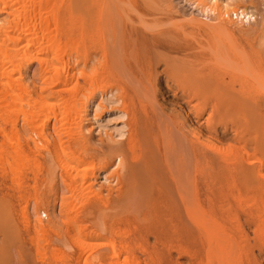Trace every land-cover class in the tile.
Wrapping results in <instances>:
<instances>
[{
    "label": "rangeland",
    "instance_id": "rangeland-1",
    "mask_svg": "<svg viewBox=\"0 0 264 264\" xmlns=\"http://www.w3.org/2000/svg\"><path fill=\"white\" fill-rule=\"evenodd\" d=\"M1 1L3 4L1 3ZM1 1H0V11H1L0 12V26L2 24L3 27H0L2 30L0 32L1 33L0 34V53H1V55H0L1 56L0 57V98L1 99H0V101L3 98V102L0 103V117H2V118H0V264H45V262H46V264H58V263L59 264L60 263L65 264L66 263L65 261H67V264H69V263L70 264H77V262H75V261H77L76 257L81 256V258H83L84 255H86V256H84V258H86V262H88V263H84V264H115V263L116 264L117 263L118 264H136V263L137 264H139V263L140 264H224V263L225 264H264V228L262 225L264 223V216H263L264 215V208H263L264 207V205H263L264 201H262V200H264V196H263L264 195V189H263L264 188V185H263L264 179L262 180L263 181V184H262L263 188H261V186H260L256 191H253V189H249L248 191H245L246 193L241 192L242 193L241 196L239 194V195H236V197L233 199L227 198V201H229L230 203L229 202L227 203V201H225V199H223V200L220 199V200L215 202V207L213 208L212 212H209L208 214L202 213L201 215H203V216H199L201 223L203 225L205 223V225L207 227L206 229H209L210 234H209V232H206L208 235L207 237L203 236V235L199 236V239H201V240H199L200 242H199V249L197 252V257H194L195 256V249L192 248L191 246H189V245L186 246L184 248L185 251H182V254L179 256V255H177V251L174 248L169 247L168 244L164 240H161L157 237V235L159 234L158 232L159 231L161 232V230L163 229V226H162V223H163L162 220L163 219L159 220L160 219L159 217H158L159 219L158 218L156 219V217H155L156 215L158 216L160 214L157 213V214H155V216L154 215L150 216L151 221L154 220L153 222L149 221L150 219L148 217L147 220L149 222L146 223L147 220L142 219L141 217L135 218V219L130 217V219L128 220V219L124 218L122 215L116 214L115 209H112V208L109 209L104 201L110 195L111 196L115 195L114 193L116 190V186L118 184L115 182V185H113L114 188L112 185H110V186L108 185V187H107L106 184H102L100 177H101L103 172H107L106 173L107 177L108 178L112 177L110 179H113V177L114 178L118 177V178L122 179L126 176L127 173H125V171L127 172V169L125 167L123 169V171H124L123 172L119 168V166L113 165L115 162L116 156L114 153H110V151L107 150L106 145L108 144V142H107L108 137L103 135V134H102L103 136L100 134H96V133H94V131H92L93 126L90 124V121L88 120L89 117L86 114L87 112L85 113L86 110L90 109V108L88 109V106L91 104V101L93 99H95V96H91V95L92 94L95 95L96 92L99 93L101 88H103L105 86L108 87L107 85L109 84L107 79L102 78L101 80L98 81L99 78H97V77L101 78L102 74H100V73L103 72V67H104L103 66L104 60L101 56L102 51L100 50L101 46H100L99 41L95 40V43H94L91 40L89 41L88 38L86 37V30H87L86 27H88L87 25H89V24L82 23V21L79 20V18L81 19L82 18L81 16L84 15L83 11L81 9L78 10L79 6L78 7L74 6L71 8L69 7V1L75 2V0H34V1L33 0H26V1L23 0V3H22V0H19V1L18 0H1ZM4 1H6L5 2L6 5L4 4ZM51 1H53V2H51ZM79 1H81V0H79ZM106 1H109V0H106ZM133 1H134V3H133ZM17 2H19V3H17ZM30 2H32V3L34 2L35 5H33L34 3L32 4ZM110 2L115 3V0H112V1L110 0ZM121 3L122 4L125 3L124 4L125 6L123 5L124 8L122 7L123 9H125L127 7L126 4L128 3L129 8H130L129 10H131V9L135 10V11L129 12L128 9H125V10H127L128 14H129L128 15V14L124 13L125 16H123L127 25L131 26V25H133V23H135L133 25L134 27L137 26L136 28H139V29H141L139 26H141L142 29L144 27L145 31H147L149 27L154 28V29L156 28L154 30L155 32H157L161 29L168 30V28H169V31H167L168 33L166 34L167 36L162 37L165 40V42H167L168 40H169V42H172L174 40V42H175V44H177V46L180 45V46L186 47V48L192 47V50H194L195 52H199V50H200L199 48L202 49V47H203V49H202L203 53L209 52L207 50H208V48L209 49L211 48L212 44H210V43L216 39L212 35H214V33L217 34L220 31V30L218 31L216 28V30L212 32V29L215 28V27H213V26H215V25H213V23L216 24V27H218L219 24H222L221 22H218L216 20H219V21L224 20L225 21L224 17L225 18L228 17L227 19L229 20L230 25L234 24V26H240L238 28H236L234 26L233 27L236 28L237 30H240V28L241 29L243 28V31H248L249 36H251L252 38L257 37V35L259 34V33H257V31L262 32L261 22L264 24V0H242L241 3L236 2L237 5L236 4L235 5L237 7L234 5L233 8L231 9V11H229L230 9H228L226 11H222V10L221 11L219 10V12L216 11V15H215L216 17H214V15L207 13L205 8L203 9V6H204L203 2L200 3V2H196L195 0H131V1L130 0H126V1L121 0L120 4ZM122 4H121V6H122ZM45 5H46V7H45ZM133 5L135 6V8ZM22 6H24V7H22ZM130 6H132V7H130ZM201 7H202V9H201ZM234 7H236L237 9H238V7H240L238 10L241 9V10L246 11V13L249 16H252V18H254L255 20H252V18H250L248 22H250V20H251V22H250V24H247L248 22L245 19L243 20L240 17H237V19H236L235 15L233 14V11H238V10ZM243 7H244V9H243ZM27 8L29 9V11ZM97 8H98V6H96V9ZM30 9L34 10V11L31 12ZM22 10L25 11V13H23ZM21 11H22L24 16H22ZM14 12L16 14H14ZM223 12L224 13L229 12V13L224 14ZM33 13L36 16V17L34 16L35 22L37 20L36 23L32 22L33 21L32 19H34L32 17ZM18 14H19V18H18L19 21H21V23L26 22V23H24L25 26H23L21 24L23 27L22 26L20 27V25H15L13 23H12L13 26L11 25V22L14 21L11 18L15 19V17H18ZM28 14H30V16H28ZM231 14H232V16H230ZM11 15H12V17H11ZM15 15H17V16H15ZM220 15H222L224 17H222ZM94 16H96V15H94ZM97 16H96V20H93V22L91 23V24H93L92 26H94L96 28L99 25L98 24L99 19ZM24 17H25V20L23 19ZM75 18H78V20H79L78 22L80 24H78V22H76L77 19H75ZM29 19H31L30 22H29ZM227 19H226V21H228ZM231 19H233V21ZM238 19L242 20V21L239 22ZM10 20H12V21H10ZM129 20L132 22V24H131V22L129 24ZM170 20H171V23H170ZM236 20L238 21L237 22L238 25L235 24L236 22L234 23V21H236ZM7 21H10V22L8 23ZM43 22L46 24H44ZM137 22H139V23L142 22V24L144 26L138 24ZM210 22H212V23H210ZM30 23H32V25H30ZM33 23L35 24V26ZM37 23H39V24H37ZM145 23H147L148 27H147V25H145ZM160 23H161V26L159 25ZM241 23L243 24V26ZM8 24H9V26H8ZM174 24H176V25H174ZM206 24L208 26H206ZM36 25H37V29L38 30L40 29L39 31L35 28ZM45 25H46V28H45ZM203 25H205V26H203ZM258 25H261V26H259L260 28L258 27ZM5 26H7V27L4 28ZM18 26H19V29H18ZM76 27H77L78 31L75 30ZM79 27L82 28L81 30H83V31H80ZM203 27H205V29H203ZM206 27L208 28L207 31H206ZM219 27H221V26H219ZM22 28H23V31H22ZM33 28L36 29L37 32H35L36 30H33ZM170 28L172 29V32L170 31L171 30ZM197 28L199 30H197ZM210 28H211V30H210ZM245 28L246 29L248 28V29L246 30ZM253 28H257V31H255V29H254V32L250 31ZM10 29H12V30H10ZM13 29L17 30L18 34H20V35L13 37V35L10 33V32L15 31ZM72 29H74L76 31V33H73L75 31ZM173 30H175V31H173ZM200 30L201 31L203 30L205 32V34L203 31H202L203 32L202 33ZM208 30H209V32L210 31L211 32L209 33ZM7 31L11 35L10 34L8 35V33H6ZM176 31H179L178 34H176V33H175L176 35L173 34V32H176ZM17 32H14L13 34L15 35V33L17 34ZM21 32H24V33L27 32L26 36L27 37L29 36V38L31 39V41L33 43V46L31 45L32 43H30L31 47L28 45L29 42L27 43V41L29 39L27 37L24 38L23 36L25 34L24 33L22 34ZM38 32H40V33H38ZM43 32H45V33L43 34ZM206 32H207L208 36H209V34L213 33V34H211V36L214 39H212L211 36L208 37L206 35ZM263 32H264V30H263ZM37 33H38V35H37ZM186 33H188V34H186ZM197 33H198V35H195ZM252 33H254V35H256V36H254ZM6 34H7V36H6ZM21 34H22V36H21ZM170 34H171V37L174 36V39L172 38L173 39L172 41H170L171 40ZM202 34L207 36V37L203 36ZM41 35H43V36H41ZM38 36L40 37L42 43H41L40 39H37V38H39ZM79 36H81V39H82L81 41L83 43L79 40L80 39ZM262 36H264V33L262 34ZM22 37L24 39H26L25 41L27 44L25 43V41L23 40ZM76 37H77V40L75 39ZM210 37H211V39L208 40ZM180 38H182L184 40H182ZM200 38H202L204 40L201 41L202 39H200ZM166 39H167V41H166ZM2 40H3V42H1ZM14 40H16L15 43H14ZM49 40H51V41H49ZM74 40L77 41V43H78L77 45L75 42L74 43H75L76 47H78V48H76L75 45L73 44ZM186 40H188L190 42L192 41V43H194V42L195 43L192 44L189 42L190 45H188V41L186 42ZM174 42H172V43H174ZM203 42H205V43L203 44ZM217 42L218 41H216L215 43H217ZM2 43H3V46H1ZM196 43H198V46L199 45H201V46H199V47L196 46L197 45ZM259 43L260 44L262 43L263 46H261L260 49H257V48L256 49L261 50L262 47H263L262 49H264V41H259ZM5 44H10V45H5ZM209 44H210V47H208ZM23 45H25L26 48L29 46L28 50L25 47H23ZM26 45H28V46H26ZM74 47H75V50L77 49L76 51L74 50ZM83 47H84V49H83ZM196 47H198V48H196ZM256 47H258V46H256ZM14 49H15V52H14L15 55L13 53ZM17 49H18V51H20V53H18L16 51ZM22 49H23V51H22ZM49 50L50 51L52 50L53 53L54 52L57 54L59 53L60 56L57 55V58H55L56 54L55 55H53V53L51 54V52H49ZM96 50H98V51H96ZM46 51H48V52L46 53ZM157 51L161 52L160 55ZM151 52H154L153 54L151 53V57H152L153 65L155 63V65H154L155 71L153 70L154 71V75H153L154 82H153V86L150 88L152 94L149 97V101H151V103L154 105V107H156V106L160 107L159 105L162 104L161 106L164 108H162V107L161 108L164 111L174 113L175 115H177L180 112V110L181 111L183 110V112H184V110L187 111V107H185L186 104L184 102H182L183 100L181 99V95H179L178 93H175L173 91L172 83H166L164 76L161 73V71L163 70V66H160V67L157 66L158 64L161 63V62H159L160 61L159 57L163 58V57H166L168 55V57H171V58L173 56H174V58L175 57L179 58L180 56L182 58V55H180V54H167L166 52L162 51L161 49H154V50H151ZM10 53L12 55H9ZM2 54L3 55L7 54V56L4 55L5 59L7 57H10V58H8V61L4 60V61H6V63L8 62V65L6 67H5L6 64L4 62H3V65L5 64L4 66H2V64H1L2 60L4 59V56ZM16 54H17V56H21L20 54H22V56L16 58L17 57ZM74 54L76 56H72ZM96 54H97V56L100 54L98 58H99V60L102 59L101 62H103L102 63L103 65L100 62H98L99 60L98 61L95 60L94 64L92 63L89 66V67H91V66L93 67V69H89L92 71L90 73V71L88 69L86 70V67L84 68V65L86 66L87 64H89V62L92 60V56L93 55L96 56ZM263 54H264V51H263ZM50 55L52 57L54 56L52 59L57 60V63L60 62L62 66H60V63L57 64V66H55L54 63H56V61L54 60L55 62L53 61L54 63L52 64V62H51V64H50V65H52V67H51L49 65L50 60H51ZM152 55H154V56L157 55L156 57L158 59H156V57L153 58ZM13 56L15 58H13V61H12ZM58 56H59V58H58ZM19 58H21L22 60ZM71 58L78 60L79 62H77L73 59L71 60ZM262 58L264 59V57H262ZM14 59H16L18 63L14 62ZM43 59L45 60L46 64H45V62L43 63V61H42ZM58 59H59V61H58ZM60 59H61V61H60ZM83 59H85V61H83ZM86 59H88V60H86ZM48 60H49V63H48ZM10 61H11V67H9ZM74 61L79 63L78 66H80L81 69L78 67V69H80L78 71H81V72L83 71L82 74L85 72L84 70L87 71L86 74L84 73L86 76H88L87 79L83 80L86 77V76H84V74L82 75L83 78L81 76L78 77V75H81L80 72H78V74L76 76H74V75L71 76V73L74 74L73 71L71 72V70H73V69H70V68H73L72 64L74 63ZM154 61H156V62H154ZM157 61L159 62L158 64H156ZM64 62H65V64H64ZM13 63L15 64V66L13 65ZM47 63H48V65H47ZM262 63H264V60L262 61ZM98 64H100L101 67H99L100 65L97 66ZM44 65H45V68H43ZM46 65L50 66V67H47ZM70 65H72V66H70ZM81 65H83V66H81ZM160 65H162V64H160ZM41 66H43L42 69H41ZM82 67L84 69H82ZM161 67H162V69H161ZM50 68H51V72H50ZM53 68L55 69V72H54ZM1 69H2V71H1ZM44 69H46L47 73H44V72H46ZM56 69H59V71L57 72ZM100 69H102V72ZM3 70H4L5 74L3 73ZM9 70L10 71L12 70V71L9 72ZM13 70H15L14 71L15 73L13 72ZM38 70L39 71L43 70V72L42 71L39 72ZM157 70H159V71L157 72ZM18 72H19V74H18ZM56 72L59 73V75H60V73H63L60 75V76H62V75L64 76V77L62 76L63 79L61 77H59L58 75H57L58 76L57 77L55 75ZM67 73L72 78L67 76ZM87 73H89V74H87ZM43 74L45 77L43 76ZM47 74H50V75H47ZM51 75H53V76L55 75L54 77H56L57 79ZM90 75H91V77H90ZM40 76H42L44 78H42ZM49 76H51V77L49 78ZM157 76H158V78H157ZM8 77H9V79H8ZM59 78L62 81L65 80V78L66 79L68 78L69 80L67 79L68 81L65 80L62 82L59 80ZM76 78H77V81L75 82ZM78 78H80V79H78ZM50 79L52 81L54 79H56V80L54 82H52ZM19 80L23 85H21V83L18 82ZM86 80L89 82H84ZM158 80H160V81H158ZM57 81L60 82L58 85H61V82H62L63 86L61 85V87H59L57 85V83H55ZM66 81L68 83H66ZM72 81H74V82H72ZM82 82H84V83H82ZM155 82H157V83H155ZM158 82H160V83H158ZM11 83H13L19 87H17V89H16V86H14ZM25 83L27 86L24 85ZM49 83L51 85H53L52 83H54L55 85L51 86V85H49ZM72 83L73 84L75 83V86H73ZM91 83H92V85H91ZM163 83H164V85H163ZM168 84L171 86L168 87ZM8 85H10L11 87ZM48 85H49V87H47ZM79 85H81L83 87H81ZM85 85H89V86H85ZM21 86L27 87V89L20 90L19 88ZM42 86H44V87H42ZM56 86H58L59 89L60 88H63V89L59 90L58 88H56ZM67 86H69V87H67ZM91 86H95L94 87L95 89L92 88ZM101 86H103V87H101ZM40 87H41V91L43 88L44 89L43 91H45V93L40 91ZM53 87H54V90H52V91L54 93L53 92L50 93L48 89H52ZM85 87H87V89L90 92H87L88 91L87 89H86L87 91H85ZM153 87H154L155 91H153ZM164 87L167 90L164 89ZM13 88H15L16 90H14ZM69 88H71L72 91L77 89L80 92H78L77 90L72 92ZM91 88L93 89L95 94H94V92L91 91ZM46 89H47V91H46ZM64 89H67L68 91H65ZM103 89H105V88H103ZM163 89H164V91H163ZM6 90H8V91H6ZM157 90H158V93H157ZM160 90L162 92H164V94L162 92H160ZM22 91H24L25 93ZM62 91H64V92H62ZM10 92H12V93H10ZM35 92H36V96L34 95ZM66 92H68V93H66ZM69 92L70 93L72 92V93L70 94ZM153 92H156L157 94L156 93H154V94H156L158 96L154 95ZM169 92H170V94H169ZM42 93H44V94L42 95ZM11 94L16 95V99L21 98L20 101L22 100V103L19 100L14 99L15 96H14V98H13V96L11 97ZM86 94H89L90 97L88 95L87 96H88V99L90 98L89 99L90 102L87 100V98H85ZM19 95H20V98L17 97ZM57 95H59V97ZM74 95H75V97H74ZM152 95L154 96L153 99H152V97H153ZM170 95H172V97ZM23 96H27V97H23ZM50 96H51V98H49ZM54 96H55V98H54ZM56 96H57V99H56ZM61 96L63 97V100H62ZM118 96L119 95L117 94V97ZM30 97L33 98V100ZM41 97H42V99H41ZM44 97H46L45 98L46 100L44 99ZM92 97H94V98H92ZM27 98H28V100H27ZM76 98L79 102L76 100ZM79 98H81V99L79 100ZM35 99H36V101L37 100H39V101L41 100V101L40 102L37 101L35 104H32V102H30V101L35 102ZM43 99H44V101H48L49 104H52L50 106L48 104V106H49L48 109L45 108L47 106L44 105L45 106L44 107L43 105H41V104H43V102H42ZM173 99H176V100H173ZM50 100H52V101L50 102ZM73 100L77 101L78 103L76 102V105H75V101H73ZM83 101H85V102H83ZM158 101H159V104H158ZM180 101L182 104L183 103L184 104L181 105V103H179ZM38 102L41 104H39ZM73 102H74V104H73ZM30 103L32 104L31 106L29 105ZM68 103H70V104H68ZM45 104H47V103H45ZM59 104H61V105H59ZM28 105L30 107H28ZM117 105H115L113 107L112 106L109 107L108 105H105L106 106V107H104L105 109L102 108L95 113L98 117H101L104 122L108 121V125L110 128L112 126L120 124L122 122V120H120L117 116H115L114 110L117 108L120 109V104H117ZM38 106H40V107H38ZM179 106H181V107H179ZM17 107L19 108L20 112H24V110L26 111L25 113H26L27 118H26L24 113H22V114L19 113V110ZM20 107L22 108V110ZM50 107H52V108H50ZM114 107H115V109H114ZM29 108L31 110H29ZM166 108H167V110H166ZM15 109L18 110V112ZM41 109H43L44 111L46 110L45 112L48 111L47 115H44L45 113L43 114L42 113L43 111L41 112ZM61 109H62V111H61ZM71 109H73V110H71ZM77 109H78V111H77ZM168 109H170V110H168ZM53 110L54 111L56 110V112H54ZM107 110H109V112ZM27 111L35 112V115L33 112L31 114L30 113L29 114L33 115V116H40L41 118L33 117V118H35V119H33L30 117V115L28 114ZM36 111H39V112H36ZM176 111H177V113H176ZM51 112H52V115L54 113V116L51 115ZM61 112L66 114L68 117L66 115H63L62 117H61V115L59 116V114H62ZM107 112L110 114H108ZM37 113H39V114L37 115ZM48 113H50V115H51L50 117L48 116ZM74 113H75V115H74ZM13 114H14V116H13ZM15 114H16V116H15ZM80 115H82V116H80ZM10 117H11V121H10ZM12 117H15V121H13ZM16 117H17V119H16ZM22 117H24L25 119L22 120ZM57 117L59 118V120L56 119ZM64 117L66 118L65 120H64ZM108 117H109V120L107 119ZM115 117H116V119H115ZM205 118H207L206 114L204 115V118L202 120H204ZM54 119H56L57 121ZM60 120L63 122H61ZM29 121H31V122H29ZM10 122L12 124H10ZM53 122H55V123L57 122V124H54ZM74 123L76 125H74ZM202 123H204V121H202ZM200 124H201V122H200ZM194 125L195 124H193V126ZM262 125H264V120L262 123L261 122L258 123L260 133L263 130L261 133V135L263 136L264 135V129H263ZM76 127H78V128H76ZM195 127H197V125H195ZM55 130L58 131L59 133L58 132L56 133ZM200 130L202 131V134L205 133L204 135L200 134L201 139L207 141L208 138H207V140L205 138H206V135L208 137V133L203 129H200ZM107 133L110 134V131H107ZM80 134L83 136V140H84L83 142L79 141L80 140V137H79ZM202 136H204V137H202ZM220 136H221V134H220ZM77 138H79V140ZM222 138H223V139H221L222 142H220V141L214 142L215 140L212 142L215 146H221L220 148L215 147L217 152L222 153L223 155L221 154V156H226V154L228 156V154H229V157H231V156L233 157V155L236 157L235 151L237 149L233 145L234 141L231 138H229V136L226 138L225 137H222ZM263 139H264V137H263ZM225 140H228L229 143L231 142L232 146H234L233 148H235L236 150L232 149L231 145H229L228 141H225ZM262 142H264V140ZM225 144L226 145L228 144L230 147L228 145L225 147ZM234 144L237 145V143H234ZM237 148H238L237 153H239L240 149H239V147H237ZM222 149L224 150V152L226 151L225 154L223 153ZM227 150L231 151V152L228 153ZM260 151H258V154H257V151L256 150L254 151V149L252 151V148H251L250 151H249V149H247V152H248L247 154L248 155L252 154V156H253V157L251 155H250V157L248 156L250 159V160L248 159L250 163H253L254 160L258 159V161H255V163H253L255 166H258L256 168L259 169V165H261V163H262L260 168L262 169V173L264 175V153L262 154L263 151L262 150H260ZM232 152L234 154H232ZM230 154H232V155H230ZM18 156H20V157H18ZM251 157L254 159H252ZM62 159H64V160H62ZM259 159H261V162ZM251 160H253V161H251ZM61 162H63V163H61ZM64 162H67V163H65V165H64ZM257 163H258V165H257ZM124 166H126V165L124 164ZM122 172L125 174H123ZM78 174H80V176ZM73 181H75V182H73ZM225 186H227V187H225ZM230 186L231 185H229V186L223 185L222 191L225 190L226 193L225 192H222V193H225L226 195L229 194V189H231ZM110 187H111V189H110ZM228 187H230V188L228 189ZM112 188H113L114 192H112ZM109 190H110V192H109ZM226 190L228 191V193ZM235 193L238 194L237 192H235ZM94 194H96L97 196ZM97 197L98 198L101 197V198H99V202H98ZM262 197H263V199H262ZM247 198H248V200H247ZM100 201L103 204L100 203ZM96 202H98V203H96ZM104 204H105V206H104ZM203 205H202L203 209L206 210L207 209L206 204H203ZM224 205L226 206L227 210H228V206L231 207L230 213L226 214V212L223 211ZM96 208H97V210H96ZM87 209H88V211H87ZM258 209L259 210L262 209V211L261 210L259 211ZM93 210H96V211H93ZM224 210H225V208H224ZM90 211H92L91 212L92 215L90 214ZM86 212H88L90 215ZM259 212H261V214ZM42 213L46 215L45 218L42 217ZM228 214L230 215V217L226 218V215H228ZM260 215H262V216H260ZM223 217H224V219H223ZM37 221H38V223H37ZM155 221H156V223H158V227H157V224L155 223ZM161 221H162V223H161ZM222 222H224V224H226V225H224ZM219 223H222V224H219ZM159 224H161L160 227H159ZM259 224H260V226L261 225L262 226L260 227ZM222 225H223V227H222ZM234 225H235V228H234ZM42 227H43L45 233L43 232V230H41ZM261 228H262V230H261ZM238 229H240V230H238ZM38 230H40V231L38 232ZM204 230H202V232ZM39 234H40V236H38ZM42 234L44 235V238H43ZM209 236H210V240H209L210 243L208 244L206 242V239ZM228 236H229V238H228ZM230 236H232L233 239ZM41 237H42V239H41ZM218 238H221L222 241L220 239H219L220 240L219 241ZM125 241L127 244L125 243ZM129 241H130V243H128ZM212 241H214L215 243ZM132 242H134V244ZM204 242H206V243L204 244ZM43 243H44V245H43ZM208 245H210V247H208ZM111 247L112 248L114 247L113 250L111 249ZM38 248H40V250ZM131 248H133V249H131ZM215 249H216V251H214ZM220 250H221V252H220ZM63 253L65 256H67L66 257L67 260H65V261H63L64 260L63 258H65ZM224 253H225V255H224ZM66 254H68V255H66ZM133 254H134V256H133ZM236 254H237V256H236ZM61 255H63V256H61ZM39 256L41 258H39ZM101 256H103V257H101ZM205 256H206V258H205ZM70 257L72 258L71 260H70ZM55 258L57 260H55ZM101 258H103V259H101ZM130 258H131V261H129ZM157 259H159V260H157ZM169 259H172L173 262L168 261ZM125 260L128 261L129 263L125 262ZM175 260H176V262H175ZM47 262H49V263H47ZM130 262H132V263H130Z\"/></svg>",
    "mask_w": 264,
    "mask_h": 264
},
{
    "label": "bare ground",
    "instance_id": "bare-ground-1",
    "mask_svg": "<svg viewBox=\"0 0 264 264\" xmlns=\"http://www.w3.org/2000/svg\"><path fill=\"white\" fill-rule=\"evenodd\" d=\"M120 1L121 0H117V1L115 0V3L110 2V0L109 1H106V0H81V1L75 0V2L69 1V7L70 8L74 7V6L75 7L79 6L78 10L81 9L83 11L84 15H82L81 16L82 18L81 19L79 18V20H81L82 23L89 24V25L86 24L88 26V27H86L87 28L86 37L88 38L89 41L91 40L94 43H95V40L99 41L100 46H101L100 47L101 49L100 48L99 49L102 51L101 56L104 60L103 61L104 65H103L102 64L103 62H101L102 59L99 60V58H98L100 54L98 56L96 54V56H94V55L92 56V60L89 62V64H87L86 66L83 63L82 64L84 65V68L86 67V70L87 69L89 70V69H93L92 66L91 67H89V66L92 63L94 64L95 60L96 61L99 60L98 62H100L104 67H103V72H102V69H100L102 72L100 74H102V75H101V78L97 77V78H99L98 81L101 80L102 78H104V79H107V81L109 83L107 85L108 87L101 86L105 89L101 88L99 93L96 92V94L92 89L96 85L91 86L92 87L91 91L94 92V94H95V95H93L91 93L92 94L91 96H95V99H93L91 101V104L89 106L87 105L88 109L90 108L89 110L85 111V113L87 112L86 114L89 117V119L88 118L87 119L90 121V124L93 126L92 131H94V133L100 134V135L103 134V135L108 137V139L106 138L108 140L107 141L108 144L106 145L107 150H109L110 153H114L116 156L115 162L113 165L119 166V168L122 171L125 167L127 169V172L125 171V173H127V174L122 179L118 178V177H115V178L113 177V179H110L112 177L108 178L107 174H106L107 172L102 173V175L100 177L102 184H106L107 187H108V185L109 186L115 185V182L118 184L116 186V190L114 193L115 195L114 196L110 195L109 197H107L106 200L104 199L105 200L104 202L106 203V205L109 209H111V208L115 209L116 214H118V215L120 214L128 220L130 219V217H132L134 219L141 217L142 219L147 220L148 217L150 219V216H152V215L155 216V214H157V213L160 214L158 216L156 215L155 217H156V219L159 217L160 218V219L158 218L159 220L163 219L162 220L163 223L161 221L163 229L162 230L160 229L161 232L160 231L158 232L159 234L157 235V237L161 240H164L168 244L169 247L174 248L177 251V255L180 256L182 254V251H185L184 248L189 245L195 249V256L194 257H197V252L199 249V242H200L199 240H201V239H199V236L203 235V236L207 237L208 235L206 232H209V229H206L207 227H206L205 223H204V225L201 223L199 216H203V215H201L202 213L208 214L209 212H212L213 208L215 207V202L220 200V199L221 200L225 199V201H227V198L233 199L236 197V195H239V194L241 196L242 195L241 192L246 193L245 191H248L249 189H253V191H256L260 186H261V188H263L262 187V184H263L262 180L264 179V175L262 173V169L260 168L262 163H261V165H259V169L256 168L258 166H255L253 164V163H255V161H258V159L255 158L256 160H254L253 163H250L249 157H250V155L252 156V154L248 155L247 149H249V151H250V149L252 148V151H253V149H254V151L256 150L257 154H258V151H260V150L263 151L262 154L264 153V144H263L264 142H262L264 140L263 139L264 135L263 136L261 135L263 130L261 129L262 131L260 133L259 126H258V123H260V122L262 123L264 120V63H262V61L264 60L262 58V57H264V54H263L264 49H262L263 48L262 47L261 50H257V49H260L261 46H263V44L261 43L262 44L261 45L259 43V41H264V36H262V34L264 33L263 32L264 24L261 22L262 26L258 25V27L261 26L262 32L257 31L258 27L250 30V31L254 32V29H255V31H257V33H259L257 35V37L252 38L251 36H249L248 31H243V28L242 29L240 28V30H237L236 28H238L240 26H234V24L230 25L229 24L230 22L227 19L228 17L225 18L224 16L220 15V16L224 17L225 21L224 20H221V21L216 20V21L222 23V24H219V26H221V27H219V26L216 27V24L213 23V25H215L213 27H215V28L212 29V32L215 31L216 28L218 31L219 30L220 31L217 34L214 33V35H212L216 39L210 43L212 45H211V48L210 49L208 48V50H207L209 52L203 53V51H202L203 47H202V49L199 48L201 51L199 50V52H195L194 50H192V47L186 48V47H182L180 45L177 46V44H175V42L173 40L174 36L171 37V34H170L171 38L170 37L169 38L171 39L170 41L173 40L172 42H174V43L169 42V40L167 41V39H166L167 42H165V40L162 37L167 36L166 34L168 33L167 31H169V28H168V30L161 29V30L155 32L154 30L156 28L154 29V28L149 27L148 30L145 31L144 27H143V29L141 26H139L141 29L136 28L137 26L134 27L133 25L135 23H133V25H131V26L127 25L125 20H124V17H123V16H125L124 13L128 14L127 10H125V9H128L129 12L135 11V10H133V9L129 10L130 8H129L128 3L126 4V6L128 8L126 7L125 9H123L125 6L124 5L125 3L124 4L121 3L122 4V6H121ZM195 1L200 2V3L203 2L204 3L203 9L205 8L207 13L214 15V17H216L215 16L216 11L217 12H219V10L220 11L221 10L226 11L228 9H230L229 11H231V9L236 4V2L241 3L242 0H195ZM5 2L6 1H4V4H5ZM51 2H53V1H51ZM1 3H2V1H1ZM17 3H19V2H17ZM22 3H23V0H22ZM30 3H32V2H30ZM133 3H134V1H133ZM33 5H35V3ZM96 6H98L97 9H96ZM22 7H24V6H22ZM45 7H46V5H45ZM130 7H132V6H130ZM236 7H234V8H236ZM134 8H135V6H134ZM239 8L240 7H238V9ZM201 9H202V7H201ZM243 9H244V7H243ZM22 11H21V13H22ZM28 11H29V9H28ZM30 11L32 12L34 10L30 9ZM23 13H25V11H23ZM23 13H22V16H24ZM34 13L32 14L33 16L31 15L34 19H32V18L31 19L33 20L32 22L36 23L37 20L35 22L36 16L34 15ZM228 13H224V14H228ZM14 14H16V13L14 12ZM233 14L235 15L236 19H237V17H240L243 20L244 19L247 20V22L249 21L250 18H252V16H249L246 13V11L241 10V9L238 11H233ZM94 15H96V16L98 15L97 17L99 19V21H98L99 25L97 26V28L92 26L93 24H91L93 22V20H96V16H94ZM15 16H17V15H15ZM28 16H30V14H28ZM230 16H232V14ZM11 17H12V15H11ZM18 18H19V14H18V17H15V19L11 18L12 20H14L13 22H11V25L12 26H13V24L20 25V27L22 25L25 26L24 23H26V22L21 23V21H19ZM23 19L25 20V17ZM31 19H29V22L31 21ZM75 19H77L76 22L79 21L78 18H75ZM226 19L228 21H226ZM12 20H10V21H12ZM231 20L233 21V19H231ZM252 20H255V19L252 18ZM10 21H7V22L9 23ZM238 21L240 22L242 20L238 19ZM238 21L236 20V21H234V23L236 22L235 24L238 25L237 24ZM130 22L131 21L129 20V24H130ZM250 22H251V20H250ZM250 22H248L247 24H250ZM137 23L144 26L142 24V22H140V23L137 22ZM170 23H171V20H170ZM210 23H212V22H210ZM37 24H39V23H37ZM44 24H46V23H44ZM78 24H80V23L78 22ZM131 24H132V22H131ZM243 24H242V26H243ZM30 25H32V23H30ZM145 25H147V23H145ZM159 25L161 26V23ZM174 25H176V24H174ZM8 26H9V24H8ZM34 26H35V24H34ZM203 26H205V25H203ZM206 26H208V25L206 24ZM233 26L236 28H234ZM0 27H3L2 24ZM6 27L7 26H5L4 28H6ZM147 27H148V25H147ZM35 28L37 29V25ZM45 28H46V25H45ZM211 28H210V30H211ZM18 29H19V26H18ZM36 29L33 28V30H36ZM79 29H80V31H83V30H81L82 28L79 27ZM203 29H205V27H203ZM207 29L208 28L206 27V31H207ZM10 30H12V29H10ZM13 30H15V29H13ZM17 30L10 32L13 35V37L20 35V34H18ZM37 30L35 32H37ZM72 30H74V29H72ZM75 30L78 31L77 27L75 28ZM197 30H199V29L197 28ZM1 31L2 30L0 28V32ZM22 31H23V28H22ZM170 31L172 32V29ZM173 31H175V30H173ZM14 32H17V34L15 33V35H14L13 34ZM178 32L179 31L173 32V34H175V33L178 34ZM208 32H209V30H208ZM6 33H8V35L10 34L8 31ZM21 33L23 34L24 32H21ZM26 33H24L25 34L23 36L24 38L27 37ZM38 33H40V32H38ZM38 33H37V35H38ZM44 33L45 32H43V34ZM73 33H76V31ZM22 34H21V36H22ZM186 34H188V33H186ZM204 34H205V32H204ZM211 34H213V33H211ZM211 34H209V36H211ZM252 34L254 35V33H252ZM195 35H198V33ZM206 35L208 36L207 32H206ZM6 36H7V34H6ZM41 36H43V35H41ZM203 36H205V35H203ZM207 36H205V37H207ZM254 36H256V35H254ZM77 37L75 38L76 40H77ZM211 37L208 40H210ZM213 37H212V39H214ZM24 38H23V40L25 41L26 39H24ZM27 38L29 39L27 41V43L29 42L28 45L30 46V43H32V41L29 38V36ZM79 38H80L79 40L81 41L82 40L81 36H79ZM37 39H40V37ZM180 39H182V38H180ZM200 39H202V38H200ZM182 40H184V39H182ZM203 40L204 39H202L201 41H203ZM40 41H41V39H40ZM49 41H51V40H49ZM187 41L188 40H186V42ZM216 41H218V42L215 43ZM1 42H3V40ZM15 42H16V40H14V43ZM74 42L76 43V45L78 44L77 41L74 40L73 41L74 45H75ZM189 42L190 41H188V45H190V43H192V41L190 43ZM25 43H26V41H25ZM41 43H42V41H41ZM194 43H192V44H194ZM198 43H196L197 45L196 44L195 45L198 46ZM204 43L205 42H203V44ZM210 44L208 45V47H210ZM5 45H10V44H5ZM28 45H26V46H28ZM31 45L33 46V43ZM76 45H75V47H76ZM1 46H3V43ZM29 46L26 48L25 45H23V47H25L27 50H28ZM199 46H201V45H199ZM256 46H258V47H256ZM75 47H74V50H75ZM198 47H196V48H198ZM76 48H78V47H76ZM83 49H84V47H83ZM154 49H161L162 51L166 52L167 54H180V55H182V58H181V56L179 58H176V57L174 58V56L171 58V57H168V55L166 57H163V58H160L158 56L159 60H160L159 62H161L160 64H162V65L158 64L159 63L158 61L156 64H158L157 66H159V67L163 66V70L161 71V73L164 76L166 83H172L173 91L175 93H178L179 95H181V99L183 100L182 102H184L187 105V106L185 105V107H187V111L184 110V112H183V110L181 111L179 109L180 112L177 115H175L174 113L164 111L162 109L164 107L161 106L162 105L161 103H160L161 105H159L160 107H158V106L154 107V105L151 103V101H149V97L152 94L150 88L153 86V82H154L153 75H154V71H155L154 70L155 63L153 65V61H152V57H151V53L152 54L154 53V52H151V50H154ZM16 51L18 53H20V51H18V49ZM22 51H23V49H22ZM96 51H98V50H96ZM14 52H15V49H14L13 53ZM47 52L48 51H46V53ZM49 52H51V54L53 53L52 50L51 51L49 50ZM158 53L160 55L161 52H158ZM0 55H1V53H0ZM4 55L7 56V54H4ZM9 55H12V54L10 53ZM14 55H15V53H14ZM20 55L22 56V54H20ZM53 55H55L56 56L55 58H57V55H59V53L57 54L54 52ZM5 56H4L3 60L1 59L2 60L1 64H2V66H4L6 64L5 65V67H6L8 65V62L6 63V61H4V60L8 61V58H10V57H7L5 59ZM16 56H17V54H16ZM21 56H17L16 58L21 57ZM59 56H58V58H59ZM72 56H76V55L74 54ZM152 56H153V58L156 57L154 55H152ZM53 57L51 56L50 63H49V60H48V63L50 65L51 62L53 64L56 61V63H54V65L57 66V64H59L60 62L57 63V60L52 59ZM13 58H15V57L14 56L12 57V61H13ZM19 59H21V58H19ZM72 59L73 58H71V60ZM156 59H158V58L156 57ZM73 60H75V59H73ZM86 60H88V59H86ZM42 61H43V63L45 62L44 59ZM58 61H59V59H58ZM60 61H61V59H60ZM75 61L79 62L78 60H75ZM75 61L72 64L73 68H70V69H73V70H71V72L73 71V73H74V74L71 73V76H73V75L76 76L78 74V72H80L81 75H78V77L79 76L82 77V75L84 73L86 74L87 71L84 70L85 72L83 74H82L83 71L82 72L78 71L81 68H80V66H78L79 63H77ZM83 61H85V59H83ZM3 62L5 63L4 65H3ZM14 62H17V60L14 59ZM154 62H156V61H154ZM48 63H47V65H48ZM45 64H46V62H45ZM64 64H65V62H64ZM9 65H10L9 67H11V61H10ZM13 65L15 66L14 63H13ZM72 65H70V66H72ZM83 65H81V66H83ZM99 65L100 64H98L97 66H99ZM50 66L52 67V65H50ZM50 66H47V67H50ZM60 66H62L61 63H60ZM42 67L43 66H41V69H42ZM78 67L80 69H78ZM99 67H101V65ZM43 68H45V65ZM84 68L82 67V69H84ZM161 69H162V67H161ZM44 70L46 71V69H44ZM56 70H57V72L59 71V69H56ZM1 71H2V69H1ZM11 71L9 70V72H11ZM14 71L15 70H13V72ZM41 71L43 72V70H41ZM41 71H39V72H41ZM89 71H90V73L92 72L91 70H89ZM158 71L159 70H157V72ZM50 72H51V68H50ZM54 72H55V69H54ZM3 73H4V70H3ZM44 73H47V71ZM56 73H55L56 76L58 75L59 77H61L63 79L64 76L63 75H62L63 77L60 76L63 73H60V75H59V73H57V74ZM18 74H19V72H18ZM85 74H84V76H86ZM87 74H89V73H87ZM47 75H50V74H47ZM43 76H44V74H43ZM51 76H53V75H51ZM51 76H49V78ZM67 76L72 78L70 75H68V73H67ZM40 77H42V76H40ZM44 77H42V78H44ZM90 77H91V75H90ZM54 78H56V77H54ZM87 78H88V76H86L83 80H85ZM157 78H158V76H157ZM8 79H9V77H8ZM56 79H54L53 81L51 79L50 80L52 82H54ZM67 79L65 78V80H67ZM78 79H80V78H78ZM59 80H60V78H59ZM65 80H63V81H65ZM60 81H62V80H60ZM67 81H66V83H68ZM76 81H77V78H76L75 82ZM158 81H160V80H158ZM18 82L21 83L20 80ZM62 82H61V85H62ZM72 82H74V81H72ZM84 82H89V81L86 80ZM84 82H82V83H84ZM50 83H49V85H51ZM55 83H57V85H58L60 82L57 81ZM92 83H91V85H92ZM155 83H157V82H155ZM158 83H160V82H158ZM11 84H13V83H11ZM52 84L55 85L54 83H52ZM13 85L16 86V89H17V87H19L15 84H13ZM21 85H23V84L21 83ZM24 85H26V83ZM49 85L47 87H49ZM53 85H51V86H53ZM61 85H58V86L61 87ZM163 85H164V83H163ZM8 86H10V85H8ZM58 86H56V88H58ZM73 86H75V83L73 84ZM79 86H81V85H79ZM85 86H89V85H85ZM169 86H171V85L168 84V87ZM23 87L24 86H21L19 89L20 90L27 89V87H24V88ZM42 87H44V86H42ZM67 87H69V86H67ZM81 87H83V86H81ZM13 89L16 90L15 88H13ZM62 89L63 88H60L59 90H62ZM67 89H64V90L68 91ZM69 89L71 90V88H69ZM86 89H87V87H85V91L88 90V89L87 90ZM164 89H166V88L164 87ZM164 89H163V91H164ZM43 90L44 89L42 88V91H41V87H40V91L45 93V91H43ZM48 90L50 93H52L53 92L52 90H54V87L52 89H48ZM76 90L77 89H75L73 91H76ZM158 90H157V93H158ZM6 91H8V90H6ZM46 91H47V89H46ZM77 91L80 92L79 90H77ZM153 91H155L154 87H153ZM22 92H24V91H22ZM62 92H64V91H62ZM87 92H90V91L88 90ZM160 92H162V91L160 90ZM10 93H12V92H10ZM44 93H42V95ZM66 93H68V92H66ZM154 93H156V92H153V94ZM162 93L164 94V92H162ZM117 94L119 95L118 97H117ZM156 94H154V95H156ZM169 94H170V92H169ZM34 95L36 96V92ZM87 95L89 96V94H86L85 98H87V100L89 101L90 98L88 99ZM12 96H13V98L15 96L14 99H16V95L11 94V97ZM51 96L49 98H51ZM57 96L59 97V95H57ZM57 96H56V99H57ZM156 96H158V95H156ZM170 96L172 97V95H170ZM17 97L20 98V95ZM23 97H27V96H23ZM74 97H75V95H74ZM45 98L46 97H44V99ZM54 98H55V96H54ZM61 98L63 100L62 96H61ZM92 98H94V97H92ZM153 98H154V96L152 97V99ZM20 99L17 98L16 100L20 101ZM31 99L33 100V98H31ZM41 99H42V97H41ZM44 99L42 101L43 104L39 103L41 100L40 101L37 100V101H39L38 102L39 104H41L43 106L44 105L47 106V107H45V106L44 107L48 109L49 106L52 104H49L48 101H44ZM80 99L81 98H79V100ZM27 100H28V98H27ZM52 100H50V102ZM76 100H77V98H76ZM173 100H176V99H173ZM37 101L35 99V102L34 101H30V102H32V104H35ZM73 101H75V100H73ZM77 101H75V105H76ZM85 101H83V102H85ZM1 102H3V98L0 101V103ZM20 102L22 103V100ZM45 103H47V104H45ZM179 103H181V101ZM32 104L30 103L29 105L31 106ZM48 104H49V106H48ZM68 104H70V103H68ZM73 104H74V102H73ZM117 104H120V109L117 108L118 109L117 110L114 107L115 116H117L120 120H122V122L120 124L114 125L110 128L108 125V121L104 122L103 119L101 117H98L95 113L97 111H99L100 109L106 107L105 105H108L109 107H111V106L113 107ZM158 104H159V101H158ZM183 104L181 103V105H183ZM29 105H28V107H30ZM59 105H61V104H59ZM38 107H40V106H38ZM179 107H181V106H179ZM50 108H52V107H50ZM170 109H168V110H170ZM18 110H19V108H18ZM18 110H16V111L18 112ZM21 110H22V108H21ZM29 110H31V109L29 108ZM71 110H73V109H71ZM166 110H167V108H166ZM45 111L43 109H41V112L43 114L45 113L44 115H47L48 111L47 112H45ZM61 111H62V109H61ZM77 111H78V109H77ZM107 111L109 112V110H107ZM25 112H26L25 110H24V112H20V110H19V113H21V114L24 113L26 116ZM27 112H28V114L29 113L31 114L33 111L32 112L27 111ZM36 112H39V111H36ZM54 112H56V110ZM33 113L35 115V112H33ZM75 113H74V115H75ZM176 113H177V111H176ZM38 114L39 113H37V115ZM108 114H110V113H108ZM205 114L207 115V118L202 120L204 118ZM51 115H52V112H51ZM51 115H50V113H48L49 117ZM60 115L62 117L63 115H66V114L62 113V114H59V116ZM13 116H14V114H13ZM15 116H16V114H15ZM52 116H54V113ZM80 116H82V115H80ZM30 117L31 118H33V117L41 118L40 116H33V115H30ZM0 118H2V117H0ZM26 118H27V116H26ZM12 119H13V121H15V117H12ZM16 119H17V117H16ZM23 119H25V118L22 117V120ZM33 119H35V118H33ZM56 119L59 120L58 117ZM56 119H54V120H56ZM65 119L66 118L64 117V120ZM107 119L109 120V117ZM115 119H116V117H115ZM201 120L204 121V123H202ZM10 121H11V117H10ZM29 122H31V121H29ZM61 122H63V121H61ZM200 122H201V124H200ZM53 123L57 124V122L56 123L53 122ZM10 124H12V123L10 122ZM193 124L197 125V127H195V125L193 126ZM74 125H76V124L74 123ZM262 126L264 129V125H262ZM76 128H78V127H76ZM200 129H203L208 133V137L206 135V138H205L206 140L208 138L207 141L201 139L200 134H202V131ZM107 131H110V134L107 133ZM55 132L57 133L58 131L55 130ZM204 134L205 133H203L202 135H204ZM220 134L222 137H225V138L229 136V138H231L234 141V143H237L238 146L235 145L234 143H233V145L236 147L237 150H238L237 147H239V149H240L239 153H237V150L235 148H233L234 146H232L231 142L229 143L228 140H225V141H228V143H229V145H231L232 149L236 150L235 151L236 157L234 155H233V157L232 156L229 157V154H228V156H227V154H226V156H221L222 153L217 152L215 147L220 148L221 146H215L212 142L214 140H215L214 142H216V141L222 142L221 139H223V138L220 136ZM79 137H80V140H79V138H77V139L79 141L83 142L84 141L83 136L80 134ZM202 137H204V136H202ZM227 145L225 144V147ZM229 152H231V151H228V153ZM233 152H232V154H234ZM223 153L225 154L226 151L224 152V150H223ZM232 154H230V155H232ZM18 157H20V156H18ZM252 159H254V158H252ZM62 160H64V159H62ZM259 160L261 162V159H259ZM251 161H253V160H251ZM61 163H63V162H61ZM65 163H67V162H64V165H65ZM258 163H257V165H258ZM124 164L126 166H124ZM125 173H123V174H125ZM78 175L80 176V174H78ZM73 182H75V181H73ZM223 185H228V186L231 185L230 186L231 189H229L230 187H228L229 194L226 195L225 190L222 191ZM225 187H227V186H225ZM113 188H114V186H113ZM113 188H112V192H114ZM110 189H111V187H110ZM109 192H110V190H109ZM222 192H225V193H222ZM235 192H237L238 194H236ZM227 193H228V191H227ZM94 195H96V194H94ZM101 197H99V198H101ZM99 198L97 197L98 202H99ZM262 199H263V197H262ZM247 200H248V198H247ZM262 201H264V200H262ZM98 202H96V203H98ZM228 202L229 201H227V203ZM100 203H102V202L100 201ZM203 204H206V207H207L206 210L203 209V206H204ZM104 206H105V204H104ZM224 208H225V210H224ZM224 208H223V211L226 212V214L230 213V210H231L230 206H228L229 211L226 209L225 205H224ZM96 210H97V208H96ZM96 210H93V211H96ZM260 210L262 211V209H260ZM87 211H88V209H87ZM91 212L92 211H90V214H91ZM86 213H88V212H86ZM259 213L261 214V212H259ZM228 215H226V218L230 217V215L229 216ZM45 216L46 215L42 213V217L45 218ZM260 216H262V215H260ZM223 219H224V217H223ZM149 221H151V219ZM149 221L147 220L146 223ZM153 221H151V222H153ZM37 223H38V221H37ZM155 223H156V221H155ZM222 223L224 224V222H222ZM222 223H219V224H222ZM156 224L158 227V223H156ZM160 225L161 224H159V227H160ZM224 225H226V224H224ZM262 225L264 228V223ZM259 226H260V224H259ZM222 227H223V225H222ZM234 228H235V225H234ZM41 230H43V232H44L43 227L41 228ZM202 230H204V231L202 232ZM238 230H240V229H238ZM261 230H262V228H261ZM39 231L40 230H38V232ZM209 234H210V232H209ZM38 236H40V234ZM230 237L232 238V236H230ZM43 238H44V235H43ZM221 238H218V240L220 239L222 241ZM228 238H229V236H228ZM41 239H42V237H41ZM209 240H210V236L206 239V242L208 244L210 243ZM206 242H204V244ZM212 242H214V241H212ZM125 243H126V241H125ZM128 243H130V241ZM132 243L134 244V242H132ZM43 245H44V243H43ZM208 247H210V245H208ZM113 248L111 247L112 250H113ZM38 249L40 250V248H38ZM131 249H133V248H131ZM214 251H216V249ZM220 252H221V250H220ZM63 255H64V253H63ZM63 255H61V256H63ZM66 255H68V254H66ZM224 255H225V253H224ZM84 256H86V255H84ZM84 256H83V258H81V256L80 257L77 256L76 257L77 261H75V260L74 261L77 262V264L88 263V262H86V258H84ZM133 256H134V254H133ZM236 256H237V254H236ZM66 257L67 256H65V258H63L64 260L63 259L62 260L63 261L67 260ZM101 257H103V256H101ZM39 258H41V257L39 256ZM205 258H206V256H205ZM71 259L72 258L70 257V260ZM101 259H103V258H101ZM172 259H169L168 261L173 262L174 259L173 260ZM55 260H57V259L55 258ZM157 260H159V259H157ZM129 261H131V258ZM65 262H66L65 264H67V261H65ZM125 262L129 263L126 260H125ZM175 262H176V260H175ZM47 263H49V262H47ZM130 263H132V262H130ZM45 264H46V262H45ZM60 264H64V263H60Z\"/></svg>",
    "mask_w": 264,
    "mask_h": 264
}]
</instances>
